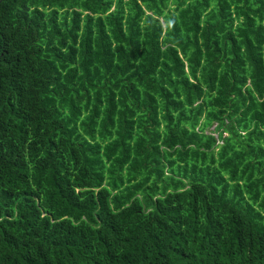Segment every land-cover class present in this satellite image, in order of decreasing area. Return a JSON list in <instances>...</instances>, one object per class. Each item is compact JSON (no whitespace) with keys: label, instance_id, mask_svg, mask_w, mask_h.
Masks as SVG:
<instances>
[{"label":"trees","instance_id":"1","mask_svg":"<svg viewBox=\"0 0 264 264\" xmlns=\"http://www.w3.org/2000/svg\"><path fill=\"white\" fill-rule=\"evenodd\" d=\"M0 264H264V0H0Z\"/></svg>","mask_w":264,"mask_h":264},{"label":"rangeland","instance_id":"2","mask_svg":"<svg viewBox=\"0 0 264 264\" xmlns=\"http://www.w3.org/2000/svg\"><path fill=\"white\" fill-rule=\"evenodd\" d=\"M213 128H210V131L212 130Z\"/></svg>","mask_w":264,"mask_h":264}]
</instances>
